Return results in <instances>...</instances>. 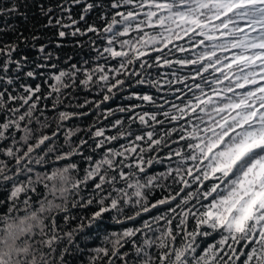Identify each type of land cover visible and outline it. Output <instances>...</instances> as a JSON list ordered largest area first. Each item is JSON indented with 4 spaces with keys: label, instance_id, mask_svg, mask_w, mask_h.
Wrapping results in <instances>:
<instances>
[{
    "label": "snow or ice",
    "instance_id": "snow-or-ice-1",
    "mask_svg": "<svg viewBox=\"0 0 264 264\" xmlns=\"http://www.w3.org/2000/svg\"><path fill=\"white\" fill-rule=\"evenodd\" d=\"M0 264H264V0H0Z\"/></svg>",
    "mask_w": 264,
    "mask_h": 264
},
{
    "label": "trees",
    "instance_id": "trees-1",
    "mask_svg": "<svg viewBox=\"0 0 264 264\" xmlns=\"http://www.w3.org/2000/svg\"><path fill=\"white\" fill-rule=\"evenodd\" d=\"M3 210H0V214H2Z\"/></svg>",
    "mask_w": 264,
    "mask_h": 264
}]
</instances>
